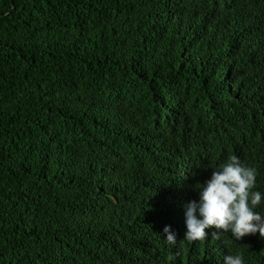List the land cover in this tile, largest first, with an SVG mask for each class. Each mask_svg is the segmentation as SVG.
Listing matches in <instances>:
<instances>
[{
  "label": "trees",
  "instance_id": "1",
  "mask_svg": "<svg viewBox=\"0 0 264 264\" xmlns=\"http://www.w3.org/2000/svg\"><path fill=\"white\" fill-rule=\"evenodd\" d=\"M233 155L264 193V0H0V264H264L183 240Z\"/></svg>",
  "mask_w": 264,
  "mask_h": 264
},
{
  "label": "clouds",
  "instance_id": "2",
  "mask_svg": "<svg viewBox=\"0 0 264 264\" xmlns=\"http://www.w3.org/2000/svg\"><path fill=\"white\" fill-rule=\"evenodd\" d=\"M256 177L255 168L245 166L233 155L203 184L197 183L198 198L189 202L184 211L183 240L202 242L208 236L219 239L222 234H230L236 241L257 233L264 237V215L255 211L264 193L254 190ZM163 234V240L175 246L176 234L168 226ZM223 264H244L243 256L225 255Z\"/></svg>",
  "mask_w": 264,
  "mask_h": 264
},
{
  "label": "rangeland",
  "instance_id": "3",
  "mask_svg": "<svg viewBox=\"0 0 264 264\" xmlns=\"http://www.w3.org/2000/svg\"><path fill=\"white\" fill-rule=\"evenodd\" d=\"M156 99L161 102V103H165V98H163L162 96H157Z\"/></svg>",
  "mask_w": 264,
  "mask_h": 264
}]
</instances>
